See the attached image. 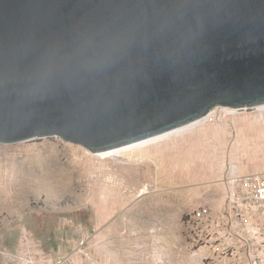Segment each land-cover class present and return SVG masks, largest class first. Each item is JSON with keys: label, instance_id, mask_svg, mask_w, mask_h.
Here are the masks:
<instances>
[{"label": "water", "instance_id": "water-1", "mask_svg": "<svg viewBox=\"0 0 264 264\" xmlns=\"http://www.w3.org/2000/svg\"><path fill=\"white\" fill-rule=\"evenodd\" d=\"M264 105V0H0V143L101 153Z\"/></svg>", "mask_w": 264, "mask_h": 264}, {"label": "rangeland", "instance_id": "rangeland-1", "mask_svg": "<svg viewBox=\"0 0 264 264\" xmlns=\"http://www.w3.org/2000/svg\"><path fill=\"white\" fill-rule=\"evenodd\" d=\"M232 169L264 170V108H221L118 155L60 136L0 143V264H9L20 224L64 264H225L192 245L190 214L222 202ZM80 226L90 234L86 254Z\"/></svg>", "mask_w": 264, "mask_h": 264}, {"label": "built area", "instance_id": "built-area-1", "mask_svg": "<svg viewBox=\"0 0 264 264\" xmlns=\"http://www.w3.org/2000/svg\"><path fill=\"white\" fill-rule=\"evenodd\" d=\"M233 170L226 179L222 202L202 204L191 212V243L197 250L205 249L204 257L221 258L225 264L237 258H246L248 264H264V170ZM17 229L18 244L7 254L9 264H64L69 259L63 255L51 258L25 226L20 224ZM76 230L82 240L77 247L86 254L83 244L90 234L81 226Z\"/></svg>", "mask_w": 264, "mask_h": 264}, {"label": "bare ground", "instance_id": "bare-ground-1", "mask_svg": "<svg viewBox=\"0 0 264 264\" xmlns=\"http://www.w3.org/2000/svg\"><path fill=\"white\" fill-rule=\"evenodd\" d=\"M257 108H260V109L261 108H264V105L258 106ZM209 118H210V116L208 115V117H205L203 119L197 120V121H195L193 123H190L188 125H185L183 127H180V128H178V129H176L174 131H171V132H168V133L159 135L157 137H153V138H150V139H147V140H144V141H140V142H137V143H133V144H130V145H127V146H124V147L117 148V149H113V150H109V151H104V152H101V153H94V154H102V155H113V154H117L118 155V154H121V153H123L125 151H129V150H132V149H135V148L143 147V146L148 145L150 143L156 142L157 140H160V139L162 140L163 138H166L168 136H171L172 134L173 135L174 134L177 135V133L187 131V130H189L191 128L193 129L194 127H196V125L205 122Z\"/></svg>", "mask_w": 264, "mask_h": 264}]
</instances>
